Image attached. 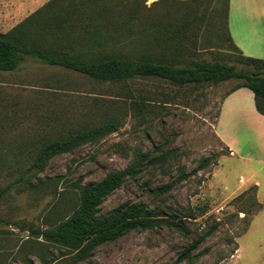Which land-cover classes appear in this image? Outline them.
<instances>
[{
    "label": "rangeland",
    "instance_id": "374dc122",
    "mask_svg": "<svg viewBox=\"0 0 264 264\" xmlns=\"http://www.w3.org/2000/svg\"><path fill=\"white\" fill-rule=\"evenodd\" d=\"M47 1L0 0V32ZM110 7L113 33L107 43L118 55L182 65L233 62L225 39V0H112ZM186 23L187 30L170 40L168 29ZM236 82H96L30 57L14 71H0V188L25 170L42 142L107 120L118 126L9 188L0 201V264H174L198 239L193 254H201L177 264H264V172L250 179L255 166L229 157L215 131L221 100ZM138 153L148 155L142 171L113 191L100 213L142 203L160 218L181 220L187 233L160 223L103 244L83 259L31 234L67 217L82 187L124 168ZM204 157L211 160L206 168L156 194L180 168L190 172ZM253 179L261 181L259 190Z\"/></svg>",
    "mask_w": 264,
    "mask_h": 264
},
{
    "label": "trees",
    "instance_id": "16d2710c",
    "mask_svg": "<svg viewBox=\"0 0 264 264\" xmlns=\"http://www.w3.org/2000/svg\"><path fill=\"white\" fill-rule=\"evenodd\" d=\"M227 2L225 0V9ZM111 4L112 0L47 1L10 31L0 32V71H14L26 57H30L46 65L76 72L96 82L125 83L135 78H156L177 86H203L236 80L230 91L240 87L248 88L253 93L257 112L264 115V60L244 56L232 43L226 29L225 10V39L229 48L227 52L234 55L233 62L228 64L219 60L201 59L190 60L182 65L145 55L131 59L109 48L107 39L113 33ZM184 25L179 27L180 30L169 28V39L172 40V34L187 30L188 24ZM237 65H240L239 69ZM117 128L115 121L107 120L98 125L78 127L63 136L42 142L30 155L25 170L7 186L0 188V201L14 183L25 180L27 176L35 178L52 158L71 153L78 146L94 142L115 132ZM147 160L148 155L138 153L124 168L111 171L100 181L82 187L79 203L67 217L44 229L31 230V234L75 252L79 259H83L103 244L113 242L131 231L152 229L160 223H167L187 233L181 220L160 218L158 212L142 203L120 206L106 214L100 213L103 201L125 181L134 179ZM210 161V157L201 158L197 166L187 173L180 168L174 180L157 188L156 194L168 192L187 177L206 168ZM199 240L191 242L179 252L174 264L196 259L201 254H193Z\"/></svg>",
    "mask_w": 264,
    "mask_h": 264
},
{
    "label": "crops",
    "instance_id": "0c3cea01",
    "mask_svg": "<svg viewBox=\"0 0 264 264\" xmlns=\"http://www.w3.org/2000/svg\"><path fill=\"white\" fill-rule=\"evenodd\" d=\"M225 23L232 43L244 56L264 60V0H228ZM215 131L229 157L255 166L250 179L264 172V115L257 112L248 88L224 95ZM253 180L259 190L261 181Z\"/></svg>",
    "mask_w": 264,
    "mask_h": 264
}]
</instances>
